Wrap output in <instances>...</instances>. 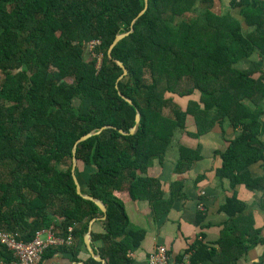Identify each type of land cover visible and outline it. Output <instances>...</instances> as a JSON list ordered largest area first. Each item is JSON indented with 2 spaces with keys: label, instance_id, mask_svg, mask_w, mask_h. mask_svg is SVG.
<instances>
[{
  "label": "trees",
  "instance_id": "obj_1",
  "mask_svg": "<svg viewBox=\"0 0 264 264\" xmlns=\"http://www.w3.org/2000/svg\"><path fill=\"white\" fill-rule=\"evenodd\" d=\"M220 2L149 0L137 18L144 0H0V229L29 242L44 228L64 233L74 227L75 243L51 247L41 263L62 251L77 262L101 264L90 256L84 237L103 212L77 193L72 175L73 147L86 134L109 127L77 146L75 171L83 194L107 208L103 230L92 231V246L106 264H130L129 254L145 237L129 218L127 200L149 201L158 220L183 196L177 180L164 200L160 181L146 172L156 160L163 163L176 129L185 131L189 116L197 126L190 134L195 138L226 120L243 129L218 172L233 186L262 160L264 83L234 65L257 47L264 51V2L229 0L245 24L256 26L254 33L232 13L217 11ZM135 19L134 32L109 57L116 36L130 32ZM95 41L100 44L86 54ZM118 61L128 74L117 84L123 74ZM195 92L199 103L182 107L175 99ZM198 149L180 147L178 173L192 169ZM235 204L240 209L232 211ZM243 209L236 198L223 207L231 216ZM229 237L224 231L220 250L210 252L197 241L186 252L192 253L191 264H235L222 259ZM83 250L88 259L79 256ZM13 258L0 243V259Z\"/></svg>",
  "mask_w": 264,
  "mask_h": 264
},
{
  "label": "crops",
  "instance_id": "obj_2",
  "mask_svg": "<svg viewBox=\"0 0 264 264\" xmlns=\"http://www.w3.org/2000/svg\"><path fill=\"white\" fill-rule=\"evenodd\" d=\"M228 4L229 0H223L217 11L222 14L232 13L244 24L246 32L254 33L256 26L249 27L245 24L246 18L242 16V11L229 8ZM234 68L241 72H250L254 79H261L264 83V51L257 47L250 57L238 61ZM199 94L195 92L194 98L191 96L186 101L178 100L177 103L182 107H186L190 101L199 103L201 100ZM246 103L255 109L249 100H246ZM260 107L263 111L261 121L264 126V100ZM217 112L218 109L213 110L209 118L213 119ZM231 124L230 120H226L224 126L218 122L212 131L195 138L190 134L197 133V126L194 117L189 116L187 129L185 131L176 129L165 160L163 163L156 160L146 174L160 181L164 200L171 198V185L177 180L183 183L181 191L183 196L178 197L170 211L164 213L158 220L155 219L149 201H126L125 207L131 222L145 231L140 247L129 254L130 264H149L151 253L158 246L167 247L174 256L183 255L191 250L197 241L202 242L208 252L220 250L219 243L224 231H227L230 237L228 251L223 255V260L235 264H264V155L262 160L251 164L248 175H245L244 181L237 186H233L230 179L219 175L218 172L224 165L223 154L243 131L242 128H235ZM259 141L264 145V132ZM181 146L191 150L199 148L200 159L193 163L192 169L178 173L176 167L180 159ZM233 198H236L244 209L231 216L223 211V207ZM234 209L240 207L235 204L231 210ZM199 217L203 219L199 220ZM91 227V231L103 230L100 220L94 221ZM72 256L69 252H55L41 264L82 262H77ZM79 256L84 260L88 259V254L84 250ZM200 264L214 262L208 259Z\"/></svg>",
  "mask_w": 264,
  "mask_h": 264
},
{
  "label": "built area",
  "instance_id": "obj_3",
  "mask_svg": "<svg viewBox=\"0 0 264 264\" xmlns=\"http://www.w3.org/2000/svg\"><path fill=\"white\" fill-rule=\"evenodd\" d=\"M99 41L89 45L93 49ZM201 209L204 210L203 207ZM74 227L69 226L66 232H61L55 226L44 228L37 232L32 241L20 238L19 233L0 229V243L10 250L14 258L10 261L0 259V264H40L46 251L51 247L71 246L75 243ZM192 253H184L181 258L172 255L167 247L158 246L149 257V264H191Z\"/></svg>",
  "mask_w": 264,
  "mask_h": 264
},
{
  "label": "water",
  "instance_id": "obj_4",
  "mask_svg": "<svg viewBox=\"0 0 264 264\" xmlns=\"http://www.w3.org/2000/svg\"><path fill=\"white\" fill-rule=\"evenodd\" d=\"M145 1V6H144V9L139 13V15L137 16V18L141 17L145 12L146 10L148 9V6H149V0H144ZM136 19L133 21L132 25H131V30L130 32H127V33H124V34H120L118 36H116L115 40L113 41V43L111 44L109 50H108V56L109 57H112V50L114 49V47L121 41L123 40L124 38L128 37L131 33L134 32V23H135ZM118 64L119 66L123 69V74L118 78L117 80V84L119 83V81H121L127 74H128V71L127 69L125 68V66L123 65V63L119 62L118 61ZM125 100L127 102H129L130 104H132V101L130 99H127L125 98ZM140 120H141V116H140V112L138 111L137 114H136V123H140ZM106 128H109L108 126L106 127H103L100 131H98L97 133H89V134H86L84 136H82L81 138H79L74 147H73V167H72V175H73V179H74V182L76 184V189H77V193L82 196L84 199L86 200H89V201H94L95 204L101 209V211L103 212V215L102 216H97V217H94L90 223H89V229H88V232L86 233L85 237H84V240H85V244H86V247H87V250L88 252L90 253V256L92 258H94L95 260H97L98 262H100L101 264H106V260L103 259L100 255H96L95 253V250L92 246V223L96 220H104L106 219L107 217V208L105 207V205L99 201V200H95L92 196L88 195V194H83L82 192V188L80 186V183L77 179V176L75 174V171H76V166H77V158H76V152H77V146L88 140L89 138H91L93 135H97L99 133H101V131H103L104 129ZM122 133H124L123 131H121ZM135 132V127H133L131 129V133L133 134ZM77 264H86L84 262H80V263H77Z\"/></svg>",
  "mask_w": 264,
  "mask_h": 264
},
{
  "label": "rangeland",
  "instance_id": "obj_5",
  "mask_svg": "<svg viewBox=\"0 0 264 264\" xmlns=\"http://www.w3.org/2000/svg\"><path fill=\"white\" fill-rule=\"evenodd\" d=\"M90 48H88V49H86V54H88V53H90V50H89ZM198 96V94L196 95V97ZM192 98H194V96L192 97ZM177 101L178 100H182V101H186L187 100V98H184V99H180V98H175ZM167 113H169L170 114V112H167Z\"/></svg>",
  "mask_w": 264,
  "mask_h": 264
}]
</instances>
